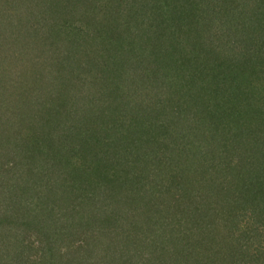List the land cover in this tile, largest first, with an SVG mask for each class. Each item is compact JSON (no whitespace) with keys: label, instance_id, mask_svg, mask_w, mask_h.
Here are the masks:
<instances>
[{"label":"trees","instance_id":"trees-1","mask_svg":"<svg viewBox=\"0 0 264 264\" xmlns=\"http://www.w3.org/2000/svg\"><path fill=\"white\" fill-rule=\"evenodd\" d=\"M96 1L0 0V98L7 79H30L20 97L34 102L19 128L0 117V264H264V132H248L246 168L224 174L212 156L224 146L197 133L217 120L193 93L222 79L198 54L203 13L238 22L231 83L264 75V0L223 12L208 0ZM263 97L248 101L261 130ZM251 222L253 248L240 240Z\"/></svg>","mask_w":264,"mask_h":264},{"label":"rangeland","instance_id":"rangeland-1","mask_svg":"<svg viewBox=\"0 0 264 264\" xmlns=\"http://www.w3.org/2000/svg\"><path fill=\"white\" fill-rule=\"evenodd\" d=\"M208 1H206L207 3L205 2L206 4H204V10L211 11L213 9L218 12L219 11L223 12L227 8V6L225 5L222 7L224 1L227 0H211L209 2ZM228 1L231 2V0ZM254 1L256 4L258 0H254ZM96 3H97L96 0H92V6L97 7ZM204 14L205 13H203L202 18H200L198 25L199 27L203 28L202 36L200 37V40H205V44H203V46L205 47L201 48V51H199L198 54L200 55V57L203 58L208 57L211 60H214L215 67L213 69L216 72L217 76L220 75L222 79L219 84L215 85V87L212 88V90H209L207 96H206V92L204 90L202 91V89H198L193 92V93L199 92V95L202 94L200 95L202 99L201 104H204L203 106H205V111L207 113H210L212 117L216 118L217 120L216 123L217 126L213 128L211 127L207 128L206 126H204L203 123L202 130L200 132L197 130V133L201 136L202 139L201 146L204 145L208 150L212 142H213L212 146H215L216 143H217V147H219L218 145L224 146L223 152H220V150L217 152L214 148L212 156L214 158L222 157V159H224L221 165L223 167V173L227 174L228 169H226V167L229 168V166L231 165L236 167L237 166L236 163H238L239 165H241L239 169L243 170L246 168L247 162L251 160V156L254 155L256 147L248 140L249 138L247 137L248 132H253V133L255 132L259 133L260 131L264 132V128L263 130H261L259 127L252 128L250 124V119L253 117H251L248 113V111L250 110V114L252 115L255 111L256 106H258V104L257 105L255 104V102L251 101L249 103L248 101H250V98L255 99V97L257 96L261 98L264 95V75L261 73L260 77L263 78L260 79L259 77L258 80L257 78L251 79L244 76V78H240L239 80L231 83V80L228 78V76L231 77L233 73L238 72L237 69L231 68V66L233 65V62L242 59L241 56H244L245 53L244 48H243L244 51L241 52L238 49L239 47L237 46V41L239 36L238 22H224L225 19H223L222 16L218 14H215V18L210 22H208L203 20ZM224 14L223 16H225V18L230 16V14L227 13L225 15ZM92 15L97 16V18L99 19H102L104 17V12H100V10L95 11L93 9ZM184 24L186 25L187 23ZM174 26L177 27V25ZM180 26L182 27L183 25L181 24ZM179 33H181V30H179ZM181 34L184 35V30H182ZM247 39L248 38H244V41L247 42ZM262 50H263L262 53H264V47L262 48ZM17 63L15 64L13 62L6 61L4 68L9 69V71L12 72V75H14L13 72L17 68L16 67ZM7 73L8 71L6 70L5 72H3L4 75L2 74V76H4L5 79L8 77ZM86 76L88 79H92L89 80L92 82H88L86 85H84L83 89H91V92L93 93L96 89L99 88L98 80L97 78H94L93 74H89ZM236 83L238 84L240 83L241 87H239L238 89L236 87H233L232 84H236ZM7 84H9L8 85L9 87L6 88ZM27 87L29 88L33 87L32 81L30 79H26V80L17 79L14 80L13 82L10 81L9 83H8V79L6 80V85L5 88L2 90V95L0 98V100H2L0 101L1 102L0 117L6 120L3 121L2 124L4 127L7 126V129L10 127L12 128L21 127L23 122L25 121L24 116L26 114L28 115L32 111L31 108L34 105V102L24 97L25 96L24 93L26 92H23L22 93L23 95H21L22 97H20L21 88L22 90L26 91ZM36 89L39 90L38 85ZM203 98H205V101ZM8 102H10V105L7 106H11L12 108L9 112H7L4 108L5 106L4 103L6 104ZM225 109H228L229 113L232 115L231 118L227 117L228 121L226 122H225V117H226ZM44 112H46L45 114H47V116L48 115L54 116V114H52L51 111L49 110H44ZM193 114L194 113L192 112L187 113L188 117L192 116ZM246 114H247V121L245 117ZM59 117L62 118L65 116L60 115ZM220 123L224 133H222V130L220 131L219 129ZM261 126L263 127V125ZM247 128H249V130ZM211 134L215 135L216 138L213 135L211 136ZM193 151L194 148L192 147L189 153H193ZM196 153L200 159L201 157L205 158L204 156H202L201 152L197 151ZM11 188H13L12 184H11ZM192 188H194V185H188L187 188L185 187L186 196H189L190 194L198 196L196 193L194 194L193 192H191ZM200 195H203L201 191H200ZM219 211L220 210H218L217 208L214 212L220 214ZM220 216L222 217V215ZM254 226L255 225L251 222L248 223V226L244 225L242 227V229L244 230V235L241 237L240 240L246 241V245H248L249 248L255 247L256 246L255 243H257V239H255V235L253 233ZM220 227L221 225H219L217 228ZM262 228L263 225H261V229ZM28 232L29 230L25 231L24 238L25 237L28 238L27 237ZM203 239H204V235H203ZM235 243L236 241H234L235 248H239L238 242L236 244Z\"/></svg>","mask_w":264,"mask_h":264}]
</instances>
